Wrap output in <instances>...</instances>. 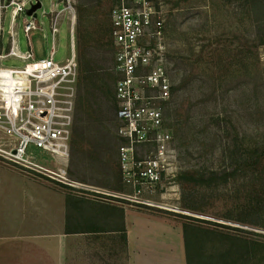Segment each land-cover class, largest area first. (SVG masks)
I'll use <instances>...</instances> for the list:
<instances>
[{
	"label": "rangeland",
	"instance_id": "obj_1",
	"mask_svg": "<svg viewBox=\"0 0 264 264\" xmlns=\"http://www.w3.org/2000/svg\"><path fill=\"white\" fill-rule=\"evenodd\" d=\"M24 1L0 0L3 71L26 65L12 57L15 41L22 52L28 49L21 25L27 12L17 14ZM38 1L41 20L43 10L49 12L52 1L59 0ZM155 1L165 20L172 85L170 100L161 103L172 136L162 181L145 190L130 187L124 178L111 36L118 0H76L79 71L69 182L77 190L110 193L121 189L122 176L133 201L132 223L144 235L149 261L189 264L190 250L194 264H213L228 253L229 263L215 264H241L240 248L232 245L231 252L223 236L264 242L258 236L264 235V0ZM42 26L46 40L39 31L31 37L38 60L53 46L49 20ZM69 49L63 25L55 60ZM2 99L0 86V106ZM5 131L0 124V150L10 151L16 142ZM156 148H137L136 159L146 160ZM39 160L54 168L49 158ZM0 163L12 166L2 157ZM6 176L0 169V181Z\"/></svg>",
	"mask_w": 264,
	"mask_h": 264
},
{
	"label": "built area",
	"instance_id": "obj_2",
	"mask_svg": "<svg viewBox=\"0 0 264 264\" xmlns=\"http://www.w3.org/2000/svg\"><path fill=\"white\" fill-rule=\"evenodd\" d=\"M24 1V0H23ZM38 0L24 1L17 9L27 12ZM76 0L52 1L42 18L22 20L28 49L22 52L15 41L12 57L26 63L24 68H8L24 82L15 89L12 105L0 106V124L16 142L10 151L0 150L13 167L42 175L52 181L72 185L66 169L58 161L70 158L75 119V82L79 71L76 50ZM155 0H118L111 13V36L115 47L118 111L117 135L126 183L137 189H154L162 181L164 162L172 136L165 129L162 102L171 98V78L167 57L166 25ZM44 19L49 20L52 49L38 60L32 43L34 31L46 40ZM67 28L69 54L56 61L57 41L62 26ZM156 145L146 160L136 159L137 148ZM49 158L54 168L39 160ZM56 166V167H55Z\"/></svg>",
	"mask_w": 264,
	"mask_h": 264
},
{
	"label": "crops",
	"instance_id": "obj_3",
	"mask_svg": "<svg viewBox=\"0 0 264 264\" xmlns=\"http://www.w3.org/2000/svg\"><path fill=\"white\" fill-rule=\"evenodd\" d=\"M69 160L58 161L67 172ZM0 169V264H167L149 261L122 176L110 194Z\"/></svg>",
	"mask_w": 264,
	"mask_h": 264
},
{
	"label": "trees",
	"instance_id": "obj_4",
	"mask_svg": "<svg viewBox=\"0 0 264 264\" xmlns=\"http://www.w3.org/2000/svg\"><path fill=\"white\" fill-rule=\"evenodd\" d=\"M258 236H263L264 235H258ZM223 239H226V244H230V248L233 245V247H239L240 251L238 248H236V253L238 254V260L239 263L241 264H262L264 262V242L260 240H251L247 239L245 237L241 236H233V235H227L223 236ZM232 247V248H233ZM231 248V252H234ZM189 250L190 247H187ZM189 264H194V261L190 257V250H189ZM232 255L228 253V255H223L219 258V261L213 262L219 263L221 259H224L227 263L230 262ZM258 260V261H257Z\"/></svg>",
	"mask_w": 264,
	"mask_h": 264
},
{
	"label": "bare ground",
	"instance_id": "obj_5",
	"mask_svg": "<svg viewBox=\"0 0 264 264\" xmlns=\"http://www.w3.org/2000/svg\"><path fill=\"white\" fill-rule=\"evenodd\" d=\"M9 70H0V86H1V94L2 100L5 101V104L12 105L14 102V98L17 96L15 93V89L18 84L24 82L21 78L17 76H13Z\"/></svg>",
	"mask_w": 264,
	"mask_h": 264
},
{
	"label": "water",
	"instance_id": "obj_6",
	"mask_svg": "<svg viewBox=\"0 0 264 264\" xmlns=\"http://www.w3.org/2000/svg\"><path fill=\"white\" fill-rule=\"evenodd\" d=\"M42 8V3L41 1H38L36 4L32 5L28 10H27V15L28 16H37V11Z\"/></svg>",
	"mask_w": 264,
	"mask_h": 264
}]
</instances>
